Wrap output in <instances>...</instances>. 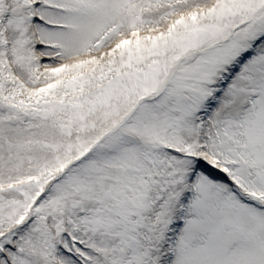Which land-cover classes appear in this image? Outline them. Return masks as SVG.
<instances>
[{
  "label": "snow or ice",
  "instance_id": "snow-or-ice-1",
  "mask_svg": "<svg viewBox=\"0 0 264 264\" xmlns=\"http://www.w3.org/2000/svg\"><path fill=\"white\" fill-rule=\"evenodd\" d=\"M0 264H264V0H0Z\"/></svg>",
  "mask_w": 264,
  "mask_h": 264
}]
</instances>
